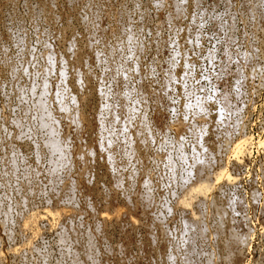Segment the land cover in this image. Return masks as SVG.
<instances>
[{"label":"rangeland","instance_id":"rangeland-1","mask_svg":"<svg viewBox=\"0 0 264 264\" xmlns=\"http://www.w3.org/2000/svg\"><path fill=\"white\" fill-rule=\"evenodd\" d=\"M174 1L0 0V264H264V0ZM170 7L182 14L176 18ZM75 65L80 66V73H75ZM40 102L47 103V113L50 107L48 114L57 116L52 117L54 127L50 121L44 125ZM73 108L86 121L84 131L82 125H74ZM110 115L118 116V122L112 124ZM126 116L131 117V130L120 124ZM94 122L99 135L93 131ZM178 122L185 129L182 126L184 131H179L177 139L170 126ZM85 130L86 137L82 136ZM63 131L69 136L68 159L49 146L51 137L60 133L62 137ZM244 136L251 140L245 154L236 158L231 146ZM105 143H111V153L104 149ZM77 148L84 153L86 149L93 160L92 156L83 160ZM199 151L204 169H210L206 170L209 174L203 169L204 181L214 186L203 205L197 201L202 199L199 194L192 197L194 201L185 195L188 185L198 181L191 167ZM73 152L91 174L78 169L82 162ZM223 168L230 181H215ZM82 172L85 176L81 177ZM76 187L82 189L75 191ZM82 193L85 198L92 193L86 199L90 205ZM145 194L153 204H148L150 199L145 202ZM182 194L190 203L184 207L192 205L191 209L183 208ZM112 200L117 205L111 206ZM126 201L131 202L130 208L137 201V206L145 205L140 211L136 205L130 211L131 220L138 215L134 223L110 217L111 221L102 219L103 224L104 212L129 207ZM146 204L155 206L153 210L149 207L153 213H148ZM66 205L67 210L75 207L71 212L76 217L69 219L72 226L65 217L61 222L57 219L60 225L57 222L56 226V220L47 217L53 221L48 224L44 217L37 223L41 232L36 236L19 227L30 210L31 214L49 207L64 210ZM67 226L73 227L72 237ZM231 234L245 235L247 241L239 251ZM28 236L36 237L31 244L26 241ZM87 249L89 253L94 250L92 256ZM227 249L237 250L240 260H233Z\"/></svg>","mask_w":264,"mask_h":264},{"label":"bare ground","instance_id":"bare-ground-1","mask_svg":"<svg viewBox=\"0 0 264 264\" xmlns=\"http://www.w3.org/2000/svg\"><path fill=\"white\" fill-rule=\"evenodd\" d=\"M52 1H53V0H52ZM115 1H116V0H115ZM170 2H172V1H170ZM174 2H176V0H175ZM174 2H173V3H174ZM74 4H75V3H74ZM172 5H173V4H172ZM174 5H175V4H174ZM170 8H172V7H170ZM178 8H179V7H178ZM71 9H72V8H71ZM172 9H174V14H176V15H175L176 18H177V13H178L179 15L182 14V13H181V14L179 13V12L182 11V10H177V8H174V7H173ZM250 11H251V10H250ZM170 12H171V11H170ZM47 13H48V12H47ZM185 13H186V12H185ZM170 14H171V13H170ZM170 14H169V16H170ZM174 14H173V15H174ZM166 15H167V14H166ZM171 15H172V14H171ZM179 15H178V18H179ZM175 16L173 17V20H176V19H175ZM165 18H166V17H165ZM169 19H170V18H169ZM171 20H172V18H171ZM177 20H178V19H177ZM176 22H177V21H176ZM229 28H230V27H229ZM91 29H92V28H91ZM91 31H92V30H91ZM57 32H58V31H57ZM132 33H133V32H132ZM71 37H72V36H71ZM57 39H58V38H57ZM70 45H71V44H70ZM115 45H116V44H115ZM73 46H74V45H73ZM92 46H93V45H92ZM257 49H258V48H257ZM84 51H85V50H84ZM157 51H158V50H157ZM67 52H68V50H67ZM133 53H134V52H133ZM246 53H247V52H246ZM4 54H5V53H4ZM48 55H49V54H48ZM70 55H71V54H70ZM3 56H4V55H3ZM52 57H53V56H52ZM70 57H71V56H70ZM95 57H96V56H95ZM79 58H80V57H79ZM77 59H78V58H77ZM85 61H86V60H85ZM88 61H89V60H88ZM63 62H64V60H63ZM74 62H75V61H74ZM79 62H80V61H79ZM50 63H51V62H50ZM52 63H53V62H52ZM76 63H78V62H76ZM79 64H80V63H79ZM65 65H66V64H65ZM65 65H64V66H65ZM80 65H81V64H80ZM24 67H25V66H24ZM47 67H48V65H47ZM47 67H46V68H47ZM72 67H73V66H72ZM65 68H66V67H65ZM73 68H74V67H73ZM75 68L77 69L78 67H76V65H75ZM75 68H74V69H75ZM79 68H80V66H79ZM79 68L77 69V71H76L75 73H77V72L79 71ZM117 69H118V68H117ZM24 70H25V69H24ZM57 70H58V69H57ZM70 70H71V69H70ZM72 70H73V69H72ZM81 70H82V68H81ZM48 71H50V70H48ZM73 71H74V70H73ZM47 73H48V72H47ZM79 73H80V71H79ZM82 73H83V72H82ZM77 75L81 76L80 74H77ZM83 75H84V74H83ZM83 75H82V76H83ZM74 76H75V75H74ZM175 77H176V76H175ZM80 79H81V78H80ZM80 79H79V80H80ZM82 79H83V77H82ZM86 79H87V78H86ZM87 80H89V79H87ZM87 80H86V81H87ZM80 83H81V82H80ZM78 84H79V83H78ZM84 84H85V83H84ZM88 85H89V84H88ZM88 85H87V86H88ZM255 86H256V85H255ZM45 87H46V86H45ZM61 88H62V87H61ZM46 89H47V88H46ZM44 92H45V91H44ZM104 92H105V91H104ZM64 94H65V93H64ZM175 95H176V94H175ZM78 96H79V95H78ZM68 97H69V95H68ZM58 98H59V97H58ZM63 98H64V97H63ZM144 98H145V97H144ZM73 99H74V98H73ZM223 99H224V98H223ZM62 100H63V99H62ZM85 100H86V99H85ZM142 100H143V99H142ZM58 101H60V100H58ZM74 101H75L76 103L80 102V101H78V99H77V101L74 99ZM83 101H84V100H83ZM47 102H48V101H47ZM223 102H224V101H223ZM41 103H42V102H40V105H39V109L41 110L39 114H42V118H43V120H44L43 123H45L44 125H46V124L50 121L51 124H53V127H54V126L56 125V124H55L56 121H54V118H52V117H55L56 115H53V116H52L51 113L48 114L49 111H50V110H49L50 107L48 108V113H47V112H46L47 110H45V109H47V108H46V106H47L46 104H47V103H46V104L42 103L44 106H43ZM79 104H80V103H79ZM105 104H106V103H105ZM45 105H46V106H45ZM206 105H207V104H206ZM59 106L61 107V106H63V105L60 104ZM75 106H76V105H75ZM155 106H156V105H155ZM47 107H48V106H47ZM60 107H58V108H60ZM63 107H64V106H63ZM63 107H61V108H63ZM72 107H73V105H72ZM202 107H203V106H202ZM224 107H225V106H224ZM61 108H60V110H61ZM107 108H108V107H107ZM109 108H110V111H111V107H109ZM198 108H199V107H198ZM68 109H69V107L67 108V110H68ZM73 109H74V108H73ZM75 109H76V108H75ZM75 109L73 110V113H74V112L76 113V111L78 110V109H77V110H75ZM103 109H104V108H103ZM63 110L65 111V107H64ZM108 110H109V109H107V111H108ZM110 111H109V113L112 112V111H111V112H110ZM202 111H205V110L202 109ZM240 111H241V110H240ZM34 112H35V111H34ZM67 112H68V111H66L65 113H67ZM77 112H78V111H77ZM45 113H46V114H45ZM68 113H69V112H68ZM75 113H74V114H75ZM109 113H108V115H109ZM112 113H113V112H112ZM126 113H127V112H126ZM130 113H131V111H130ZM143 113H144V112H143ZM79 114H81V113H79ZM64 115H65V114H64ZM75 115H76L77 118H76V119L73 118V119H74V125H75L77 128H79V126H81L82 123H84V122H86V121H85V119H84V121H82V120H83L82 117H81L82 115H79L80 117L77 116V113H76ZM115 115H116V114H115ZM128 115H129V114H128ZM143 115H144V114H143ZM88 116H89V115H88ZM88 116H87V118H88ZM130 116H131V115H130ZM130 116H129V117H130ZM69 117H70V116H69ZM69 117H68V118H69ZM83 117H84V116H83ZM89 117H90V116H89ZM110 117H111V115H110ZM116 117H118V116H116ZM116 117H115V116L113 117V115H112V117H111V118H112V122H113L114 120H116ZM120 117H121V116H120ZM129 117H128V119H127V116H126L125 118H126L127 120L125 119L124 122H122V123L119 122L120 124H122L121 126L126 125V126H124V127H127V126H129V125H132L131 123H130V124L128 123V120L130 121ZM131 117H132V116H131ZM131 117H130V118H131ZM56 118H57V116H56ZM84 118H85V117H84ZM114 118H115V119H114ZM118 118H119V117H118ZM123 118H124V116L121 118V120H122ZM88 119H89V118H88ZM159 119H160V118H159ZM239 119H240V118H239ZM12 120H13V119H12ZM14 120H15V118H14ZM41 120H42V119H40V121H41ZM51 120H53L54 122H52ZM101 120H102V119H101ZM101 120H99V121H101ZM109 120H110V119H109ZM121 120H119V121H121ZM87 121H89V120H87ZM93 121H95V120H93ZM93 121H92V122H93ZM116 121L118 122V119H117ZM122 121H123V120H122ZM126 121H127V124H126ZM206 121H207V120H206ZM208 121H209V120H208ZM236 121H237V120H236ZM67 122H68V121H67ZM95 122H98V121H95ZM95 122H94V124H93V125H94V126H93L94 128L92 127V128H93V131L95 130ZM198 122H199V121H198ZM202 122H203V121H202ZM40 123H42V121H41ZM43 123H42V124H43ZM87 123H89L90 126H91V124H92V123H90V122H87ZM104 123H105V122H104ZM178 123H179L178 125H175V123H174L173 126L171 125L172 127L170 126V130L172 129L171 131H174V132H173L174 134L177 133V134H175V135L177 136V139H178V137H179V135H180V134H178L179 131L181 132V130L184 131V129H185L184 125H181V124H183V123H181V124H180V122H178ZM222 123H223V122H222ZM235 123H236V122H235ZM69 124H70V123H69ZM85 124H86V123H85ZM99 124H101L104 128L106 127V125L104 126V124L98 122V125H99ZM108 124H109V123H108ZM112 124H114V122H113ZM120 124H119V125H120ZM169 124H170V123H169ZM237 124H238V123H237ZM49 125H50V123L48 124V126H49ZM72 125H73V124H72ZM74 125H73V126H74ZM86 125H87V124H86ZM86 125H85V126H86ZM101 125H100L98 128H99V129H102L101 131H103L104 128H102ZM116 125H118V123H116ZM216 125H217V124H216ZM51 126H52V125H51ZM51 126H50V127H51ZM73 126H72V127H73ZM96 126H97V125H96ZM108 126H109V125H108ZM121 126H120V128H121ZM182 126L184 127V129H183ZM188 126H189V125H188ZM57 127H58V125H57ZM57 127H55V128L57 129ZM86 127H87V126H86ZM129 127H130V126H129ZM141 127H142V126H141ZM235 127H236V126H235ZM43 128H44V127H43ZM55 128H54V129H55ZM59 128H60V127H59ZM81 128L83 129V128H85V127L82 125ZM87 128H88V127H87ZM92 128H91V129H92ZM112 128H113V127H112ZM114 128H115V126H114ZM133 128H134V127H133ZM136 128H137V127H136ZM143 128H144V125H143ZM143 128H142V129H143ZM168 128H169V127H168ZM186 128H187V126H186ZM199 128H200V127H199ZM54 129H53V130H54ZM106 129H107V127H106L104 130H106ZM118 129H119V127H118ZM142 129H141V130H142ZM144 129H145V128H144ZM190 129H191V128H190ZM235 129H236V128H235ZM241 129H242V128H241ZM243 129H244V128H243ZM60 130H61V129H59V131H60ZM86 130H87V129H86ZM86 130H85V132H82V133H84V134L82 135V136H84V137H86L85 134H87V133H86ZM122 130H124V129H122ZM127 130H128V129H126V131H127ZM129 130H131V127H130ZM139 130H140V129H139ZM17 131H18V129H17ZM56 131H57V130H56ZM56 131H55V132H56ZM83 131H84V129H83ZM87 131L89 132V130H87ZM91 131H92V130H91ZM93 131H92V132H93ZM95 131H96V133H98V132H97V131H98L97 129H96ZM112 131H113V130H112ZM118 131H119V130H118ZM142 131H143V130H142ZM146 131H147V129H146ZM231 131H233V129H232ZM50 132H51V131H50ZM64 132H65V131H63L62 133H63V135L65 136ZM78 132H79V131H78ZM123 132H124V131H123ZM137 132H138V130H137ZM228 132H229V130H228V131L226 130L225 133H228ZM82 133H81V134H82ZM104 133H105V132H104ZM125 133H126V132H125ZM181 133H182V132H181ZM18 134H19V133H18ZM55 134H56V133H55ZM60 134H61V133H60ZM60 134H58L59 136H54V135L52 134L53 137H51V136L49 135V136L51 137V139L49 140V141H50V142H49V146L52 148V152H53V151H54V152L57 151V152H60V153H57V152H56L57 154H61V153H62V156H63V154L66 156L65 152L68 153V151H66V149H67V147L70 146V145H68V144L66 143V142L68 141L67 138H69V136H68V137L65 136V137H66V138H65V137L62 135V137H60ZM81 134H80V132L78 133L79 136H80ZM99 134H100V132H99L97 135H99ZM107 134H108V133H107ZM133 134H134V133H133ZM230 134H231V133H230ZM237 134H238V133H237ZM2 135H3V134H2ZM56 135H57V134H56ZM74 135H77V133H75ZM91 135H92V134H91ZM135 135H136V133H135ZM238 135H239V134H238ZM82 136L80 137V140L83 138ZM92 136H93V135H92ZM92 136H91V137H92ZM101 136H102V135H101ZM103 136H104V135H103ZM106 136H107V135H106ZM106 136H105V137H106ZM108 136H109V135H108ZM108 136H107V137H108ZM110 136H111V133H110ZM148 136H149V135H148ZM228 136H229V135H228ZM242 136H243V135H242ZM73 137H74V136H73ZM98 137H99V136H98ZM126 137H127V136H126ZM137 137H138V136H137ZM195 137H196V136H195ZM244 137H245L246 139H245ZM244 137L238 138L239 140L236 139L237 141L235 142V145H234L233 147L231 146V150H232V148H233V150H232L233 154H232V155L235 156L236 158H237L236 155H239V154H240V156H241L242 154H245V153H244V149H246L245 146H246L247 144H249L248 141L251 140V139L248 140V138H247L246 136H244ZM76 138H77V137H76ZM76 138L74 137L75 141H76ZM78 138H79V137H78ZM78 138H77V141H76V142L79 143V144H81L82 142L80 143V141H79ZM109 138H110V137H109ZM113 138H114V137H113ZM116 138H117V137H116ZM132 138H133V137H132ZM135 138H136V137H135ZM150 138H151V137H150ZM94 139H95V138H94ZM107 139H108V138H107ZM130 139H131V137H130ZM136 139H138V138H136ZM66 140H67V141H66ZM102 140L104 141V139H102ZM111 140H112V139H111ZM142 140H143V139H142ZM148 140H149V139H148ZM83 141H84V140H83ZM103 141H102V142H103ZM105 141H106V140H105ZM145 141H147V137H146ZM145 141H144V142H145ZM149 141H150V140H149ZM176 141H177V140H176ZM223 141H224V140H223ZM102 142H100V143L102 144ZM129 142H130V141H129ZM141 142H142V141H141ZM144 142H143V143H144ZM229 142H230V141H229ZM74 143H75V142H74ZM83 143H84V142H83ZM94 143H95V142H94ZM131 143H132V142H131ZM250 143H251V142H250ZM45 144H46V143H45ZM66 144H67V145H66ZM69 144H71V142H70ZM98 144H99V142H98ZM110 144H111V143H110ZM110 144H109V145H110ZM127 144H128V143H127ZM141 144H142V143H141ZM141 144H140V145H141ZM145 144H146V142H145ZM227 144H228V143H227ZM76 145H78V144H76ZM104 145L109 146L108 143H107V144H106V143L103 144V146H104ZM112 145H113V144H112ZM212 145H213V143H212ZM261 145H262V144H261ZM66 146H67V147H66ZM79 146H80V145H79ZM81 146H82V145H81ZM81 146H80V147H81ZM83 146H84V145H83ZM103 146H102V147H103ZM107 146H105L106 148L104 147V149L107 150V148H108L107 153H109V152L111 153L112 150L109 151V148L111 147V145H110L109 147H107ZM130 146H134L133 143H132V145H130ZM137 146H139V143L137 144ZM141 146H142V145H141ZM145 146H146V145H145ZM247 146H248V145H247ZM250 146H251V145H250ZM263 146H264V143H263ZM46 147H47V146H46ZM88 147H89V146H88ZM90 147L92 148L91 145H90ZM90 147H89L88 152H89L90 149H91ZM102 147H101V148H102ZM78 148H79V147H78ZM78 148H77L76 150H77L78 152H79V150H81L80 153H81L82 156H83V160L86 159L85 157H87L86 160H90V159L93 160L94 157L92 156L91 153H90V155H88V154H86V152H87L86 149H85V153H84V152H82L83 147H82V149L80 148L79 150H78ZM84 148H85V147H84ZM98 148H99V147H98ZM101 148H100V149H101ZM114 148H115V147H114ZM130 148H132V147H130ZM47 149H49V148H47ZM70 149H71V148H70ZM87 149H88V148H87ZM93 149H94V148H93ZM95 149H96V148H95ZM102 149H103V148H102ZM112 149H113V148H112ZM133 149H134V150L136 149L135 146L132 148V151H131L132 153H131V154L135 153V152H133ZM49 150H50V149H49ZM73 150L75 151V149H73ZM106 150H105V151H106ZM206 150H207V149H206ZM77 151H76V153H77ZM83 151H84V149H83ZM93 151H94V150H92V152H93ZM98 151H99V149H98ZM124 151H125V150H124ZM129 151H130V150H129ZM138 151H139V150H138ZM138 151H137V152H138ZM223 151H224V150H223ZM246 151H247V150H246ZM246 151H245V152H246ZM50 152H51V151H50ZM54 152H53V153H54ZM137 152H136V153H137ZM200 152H201V151L197 152V153H198V157H197V156H196V157L198 158V160L195 161L196 158L193 159L195 162H193L194 165H193V163H192V166H193V167H191V168H192V171L195 170V171H193V172H195V175H196V179H195V180H198V181H195V183H193L194 181H193L192 183H190V182L192 181V180H190V182H189L190 184L188 185V188H186L187 190L185 189L186 192H185V191H184V192H185V195L187 194L188 196L191 197V198L189 197L191 200L193 199L192 197H193L195 194H196V195L199 194V195L202 197V199H201V198L198 199L197 197H195L194 199H198V200H197L198 202H199V200H201L200 202H201V204L203 205V204H204L203 201L206 200V197H207L206 194L209 192V189H210V188H211L210 190H212V186H213V184L210 185V184H207V182L204 181V177H205L207 174L204 172V173H205V176L203 177L204 174L202 173V171H204V170H205L204 168H206V167L203 166V161H204V160L202 161V160H201L202 158L199 157V153H200ZM229 152H230V151H229ZM232 152H231V153H232ZM73 153H74V152H73ZM83 153H84V154H83ZM94 153H95V152H94ZM101 153H102V152H101ZM112 153H113V152H112ZM138 153H139V152H138ZM138 153H137V154H138ZM140 153H141V152H140ZM206 153H207V152H205V155H206ZM247 153H248V152H247ZM77 154L79 155V153H77ZM81 154H80L79 156H81ZM85 154H86L87 156H85ZM200 154H201V156H202V152H201ZM209 154H210V153H209ZM67 155H70V150H69V154H67ZM74 155H75V153H74ZM74 155H72V156L74 157ZM78 155H75V156L77 157ZM110 155H111V154H110ZM112 155H113V154H112ZM128 155H129V154H128ZM133 155H135V154H133ZM154 155H155V154H154ZM203 155H204V154H203ZM88 156H90V157L92 156V157L89 159ZM108 156H109V155H108ZM137 156H138V155H137ZM137 156H136V157H137ZM210 156H211V155H210ZM54 157H55V156H54ZM69 157H70V156H66V158H65V157H64V158H65V159H68ZM76 157H75V159H76ZM95 157H96V156H95ZM104 157H105V156H104ZM110 157H111V156H109V158H110ZM113 157H114V155H113ZM138 157H139V156H138ZM241 157H242V156H241ZM15 158H16V157H15ZM59 158H60V157H59ZM61 158H62V157H61ZM70 158H71V157H70ZM77 158H78V157H77ZM106 158H107V157H106ZM106 158H105V159H106ZM111 158H112V157H111ZM111 158H110V159H111ZM139 158H140V159H141V158L143 159V157H141V156H140ZM199 158H200V159H199ZM236 158H234V159H236ZM78 159H80L81 162H82V163L80 162V163H81V167L79 166L78 169L81 171V169L85 168V170H84V169H83V170H84L86 173H89L88 170L86 171V167L83 166V168H82V165H83V161H82V159H81L80 157H79ZM105 159H104V160H105ZM158 159H159V157H158ZM227 159H228V158H227ZM38 160H39V159H38ZM58 160H59V159H58ZM62 160H63V159H62ZM62 160H61V161H62ZM80 160H76V162H78V161H80ZM86 160H85V161H86ZM112 160H113V159H112ZM114 160H115V159H114ZM134 160H136V159H134ZM138 160H139V159H138ZM217 160H218V159H217ZM237 160H238V159H237ZM237 160H236V161H237ZM56 161H57V160H56ZM63 161H64V160H63ZM238 161H239V160H238ZM64 162H65V161H64ZM69 162H70V164L73 163V162L71 163L70 159L68 160V164H69ZM76 162L74 163L75 165H77ZM113 162H114V161H113ZM136 162H137V161H136ZM144 162H145V160H144V161L142 160V162H140V164H141V163H144ZM210 162H211V161H210ZM57 163H58V164H61V162H59V161H57ZM66 163H67V161H66ZM86 163L88 164L89 161H88V162L86 161ZM90 163H92V161H91ZM137 163H138V162H137ZM87 164H85V166H86ZM112 164H113V163H112ZM114 164H115V162H114ZM206 164H207V163L204 162V165H206ZM61 165H62V164H61ZM79 165H80V164H79ZM90 165H91V164L87 165V167H88V166L90 167ZM141 165H142V164H141ZM209 165H210V164H209ZM54 166H55V165H53V167H54ZM62 166H63V165H62ZM64 166H65V164H64ZM68 166H69V165H68ZM59 167H61V166L59 165ZM208 167H209V166H208ZM224 167H225V166H224ZM55 168H56V167H54L53 169L55 170ZM70 168H71V167H70ZM80 168H81V169H80ZM193 168H194V169H193ZM209 168H210V167H209ZM62 169L65 170L64 168H62ZM89 169H90V168H89ZM136 169H137V168H136ZM203 169H204V170H203ZM211 169H212V168H211ZM54 170H53V173H54ZM83 170H82V171H83ZM206 170H208V172H210V169H206ZM206 170H205V171H206ZM47 171H48V170H47ZM47 171H46V172H47ZM65 171H66V170H65ZM149 171H150V170H149ZM149 171H148V172H149ZM78 172H79V171H78ZM131 172H132V171H131ZM139 172H140V171H139ZM146 172H147V171H146ZM148 172H147V173H148ZM193 172H192V173H193ZM206 172H207V171H206ZM208 172H207V173H208ZM212 172H213V171H212ZM219 172H220L219 174L216 173V175H215V177H214L215 179L213 178L215 181H217V182H218V181H221V180H223V178L225 179V182L230 181V177L227 176V172H226V169H225V168H223L222 171H219ZM25 173H26V172H25ZM64 173H65V172H64ZM66 173H67V172H66ZM143 173H144V174H147V173H145V172H143ZM196 173H198V174H196ZM13 174H14V173H13ZM72 174H73V173H72ZM74 174H75V173H74ZM83 174H84L83 172H82V175H81V173H79V176H81V177H82V176H85V175H83ZM89 174H91V173H89ZM144 174H143V175H144ZM202 174H203V175H202ZM208 174H209V173H208ZM213 174H214V172H213ZM213 174H212V175H213ZM35 176H36V175H35ZM49 176H50V175H49ZM53 176H54V175H53ZM57 176H58V175H57ZM87 176H88V175H87ZM87 176H86V177H87ZM148 176H149V175H148ZM201 176L203 177V179H202ZM81 177H80V178H81ZM86 177H85V178H86ZM118 177H119V176H118ZM200 177H201V178H200ZM206 177H207V176H206ZM206 177H205V179H206ZM27 178H28V177H27ZM80 178H77L78 181L80 180ZM144 178H145V177H144ZM194 178H195V177H194ZM197 178H198V179H197ZM234 178H235V177H234ZM118 179H119V178H118ZM133 179H134V178H133ZM145 179H149V178L146 177ZM145 179H144V180L142 179L144 183H145V181H146ZM35 180H36V179H35ZM35 180H34V181H35ZM81 180L85 181V179H82V178H81ZM135 180H136V179H135ZM138 180H139V179H138ZM138 180H137V181H138ZM193 180H194V179H193ZM231 180H232V178H231ZM27 181H28V180H27ZM64 181H65V180H64ZM75 181H76V180H75ZM139 181H140V180H139ZM202 181H203V182H202ZM207 181H209V180L207 179ZM212 181H213V180H212ZM215 181H214V182H215ZM54 182H55V181H54ZM86 182H87V181H86ZM86 182H85V184H86ZM113 182H114V181H113ZM146 182H147V181H146ZM149 182H150V181H149ZM225 182H224V183H225ZM234 182H235V181H234ZM13 183H14V182H13ZM80 183H81V182H80ZM80 183H79V184H80ZM82 183H84V182H82ZM82 183H81V184H82ZM88 183H89V182H88ZM139 183H140V182H139ZM144 183H142V184H144ZM212 183H213V182H212ZM232 183H233V182H232ZM236 183H237V182H236ZM15 184H16V183H15ZM68 184H69V182H68ZM73 184H74V183H73ZM77 184H78V183H77ZM77 184H76V186H77ZM81 184H80V185H81ZM114 184H115V183H114ZM120 184H121V183H120ZM120 184H118V185L120 186ZM88 185H89V184H87V186H88ZM148 185H149V184H148ZM215 185H216V184H215ZM71 186H72V185H71ZM112 186H113V185H112ZM88 187H89V186H88ZM90 187H91V186H90ZM90 187H89V188H90ZM144 187H145V186H144ZM146 187H147V185H146ZM150 187H151V186H150ZM156 187H157V186H156ZM164 187H165V186H164ZM213 187H214V186H213ZM66 188H67V187H66ZM77 188L79 189L80 187H76L75 191L77 190ZM83 188H85L84 185H83ZM184 188H185V187H184ZM81 189H82V188H81ZM81 189H79V190H81ZM147 189H148V188H147ZM63 190H64V189H63ZM84 190H85V189H83L82 192H84ZM183 190H184V189H183ZM67 191H68V190H67ZM71 191H72V190H71ZM213 191H214V190H213ZM68 192H69V191H68ZM68 192H67V193H68ZM80 192H81V191H80ZM90 192H91V189H90ZM184 192H183V193H184ZM32 193H33V192H32ZM69 193H70V192H69ZM71 193H72V192H71ZM88 193H89V191H88ZM75 194H76V193H75ZM79 194H81V193H79ZM79 194H78V196H79ZM147 194H148V193H147ZM68 195H69V194H68ZM68 195L66 194V196H68ZM70 195H71V194H70ZM70 195H69V196H70ZM83 195H84V194L82 193V196H81V197H84V198H85V197H86V194H85L84 196H83ZM91 195H92V193H91ZM91 195L88 194V197L91 196ZM110 195H111V194H110ZM110 195L108 194L107 196H110ZM112 195H113V194H112ZM183 195H184V194H182V196H180V197H182V198L184 197L183 199L180 198V199H181V202H182V204H183V208H184V209L186 208L187 210H188V209H191V208H188V207H189V206L191 207L192 205H188V207H187V206L184 207L185 204H190V203H189V201H187V199H188V197H186L187 195H186V196H185V195L183 196ZM191 195H192V196H191ZM73 196H74V195H73ZM139 196H140V195H139ZM152 196H153V195H152ZM64 197H65V196H64ZM71 197H72V196H71ZM88 197H87V198H88ZM144 197H145V198L147 197L146 194H145ZM148 197H149V196H148ZM55 198H56V197H55ZM66 198H67V197H66ZM74 198H75V196H74ZM87 198H85V199L82 198V199L86 201V204H89V205H90V202L88 203L87 200H86ZM109 198H110V197H109ZM126 198H127V197H126ZM138 198H139V197H138ZM145 198H144V200H145V202H147L146 200H147L148 198H146V199H145ZM67 199H68V198H67ZM69 199H73V198H69ZM77 199H78V198H77ZM129 199H130V198H129ZM140 199H141V202L143 201L142 203H144V200H142V196L140 197ZM149 199H150V202H149V203L147 202V203H148V204H150V203L153 204L154 201H153L151 198H149ZM149 199H148V201H149ZM25 200H26V199H25ZM54 200H55V199H54ZM73 200H75V199H73ZM73 200H72V201H73ZM107 200H108V199L106 198V202H105V201H104V202H105V203H108L109 201L107 202ZM110 200H111V198H110ZM114 200H115V199H114ZM114 200H112L114 203H112V201H111V206L114 205V204L117 205V204L115 203ZM126 200H127V199H126ZM136 200H137V198H136ZM177 200H178V199H177ZM26 201H27V200H26ZM50 201H51V200H50ZM65 201H66V200H65ZM75 201H77V200H75ZM89 201H90V200H89ZM91 201H92V200H91ZM151 201H153V203H152ZM192 201H194V200H192ZM192 201H191V202H192ZM231 201H232V200H231ZM236 201H237V199H236ZM236 201H234V202H236ZM67 202H68V200H67ZM67 202H66V203H67ZM69 202H70V200H69ZM128 202H129V204H127V201H126V204H127V205H130V206H129V207L126 206V208H123V209H122L121 207H119V206H118L119 208L115 206L116 208L109 209L108 207H109L110 203H108L109 205H108V207H107L106 209H109V210H106V211L104 212V215L102 214L103 216H102L101 220H102V219L105 220V219L109 218V220L111 221V218H113V219L117 222V221H120V220H122V219H125V220H126V219H129L130 222H128V223H130V224H131V223H134V221L137 219V216H138V215H137L136 217H134V220H131V219H132V217H131V212H134V211H132V208L137 206L136 204H137L138 201L136 202V204L133 202L136 206L134 205L132 208H130V207H131V202H130V201H128ZM181 202H180V203H181ZM198 202H197V203H198ZM206 202H207V201H206ZM209 202H210V201H209ZM57 203L60 204V205H59V204H56V203H55L57 206H58V205H59V206H61V205L63 206V204H61V202H58V201H57ZM197 203H196V204H197ZM231 203H232V202H231ZM67 204H68V203H67ZM70 204H71V202H70ZM176 204H179V203L177 202ZM182 204H181L180 206H182ZM234 204H237V203H234ZM48 205H49V203H48ZM56 205L53 204V207L56 206ZM89 205H88V207L90 208V210H93V209H94V206H93V209H92V208H91L92 206H89ZM92 205H93V203H92ZM94 205H95V204H94ZM106 205H107V204H106ZM155 205H156V204H155ZM59 206L56 207V208H57V209L60 208ZM67 206H68V205L64 206V207H65L64 210H62V209H60V210H56V209H54L53 207H52L53 209L50 210L51 208L49 207V210H48V208H47V210L44 208L45 210L42 209L41 213H38L39 211H38V212L36 211V212H34V213H32V214H31V212H33V211L30 210V214L27 213L28 217H25V219H24V221H23V225L21 224L22 222H20L21 225H20L19 227H23V228H21V229H23V231H24V229H27V231H31V232L36 236V234H40V233H38V231L41 232V230H38V229H37V223H38V221L40 222L39 219H41V218L46 217V218H44V220H47V217H50V218H52V220H54V222H55V220H56V222H55V223H56L55 226H56V225H57V222H58L57 219L61 222V220H60L61 217H65V218L68 219V222H69V224H70L71 221H69V219H70L71 217H76V216L74 215L73 212H71V211H73L72 209H73L74 206H73V207H71L72 205L70 206V207H71V210H70V208H68V210H67V209H66ZM138 206H139V208H137V209H138V210H139V209L141 210V208H142L143 206H145V205H142V207H141L140 205H138ZM138 206H137V207H138ZM146 206H147V204H146ZM176 206H177V205H176ZM176 206H175V207H176ZM178 206H179V205H178ZM230 206H231L230 209H232V207H233L234 205H231V204H230ZM237 206H238V205H237ZM39 207H40V206H39ZM68 207H69V206H68ZM97 207H98V206H97ZM97 207H96V208H97ZM103 207L105 208L104 205L102 206V209H103ZM127 207H128V208H127ZM147 207H148V206H147ZM147 207H146V208H147ZM149 207H150V205H149ZM149 207H148V209H149ZM154 207H155V206H152V208L150 207L151 210H153ZM225 207H226V206H225ZM35 208H36V207H35ZM74 208H75V207H74ZM96 208H95V210H96ZM100 208H101V207H100ZM120 208H121V209H120ZM181 208H182V207H181ZM31 209H32V208H31ZM130 209H131V210H130ZM172 209H173V208H172ZM186 209H185V210H186ZM95 210H94V212H95ZM104 210H105V209H104ZM133 210H134V209H133ZM140 210H139V211H140ZM146 210H147V209H146ZM151 210L149 209V212H148V213H150V214L153 213V212H151ZM182 210H183V209H182ZM185 210H184V211H185ZM75 211H76V210H75ZM98 211H99V209H98ZM98 211H97V212H98ZM130 211H131V212H130ZM147 211H148V210H147ZM147 211H146V213H147ZM180 211H181V210H180ZM223 211H224V210H223ZM92 212H93V211H92ZM92 212L90 211V213H92ZM94 212H93V213H94ZM135 212H136V211H135ZM192 212H193V211H191V213H192ZM216 212H217V211H216ZM232 212H233V211H232ZM35 213H36V214H35ZM75 213H76V212H75ZM81 213H82V212H81ZM100 213H101V212H100ZM105 213H106L107 215H106ZM144 213H145V209L143 208V213H141V214L143 215ZM148 213H147V216H148ZM221 213H222V212H221ZM6 214H7V213H6ZM95 214H96L97 217H99L97 213H95ZM136 214H137V213H136ZM141 214H140V216H142ZM189 214H190V213H189ZM219 214H220V213H219ZM17 215H18V214H17ZM20 215H21V214H20ZM24 215H25V214H24ZM78 215H79V214H78ZM80 215H81V214H80ZM80 215H79V218L81 217ZM93 215H94V214H93ZM105 215H106V216H105ZM185 215H186V214H185ZM192 215H194V214H192ZM192 215H191V216H192ZM100 216H101V214H100ZM133 216H134V214H133ZM151 216H152V215H151ZM187 216H188V215H187ZM200 216H201V215H200ZM19 217H20V216H19ZM93 217H94V216H93ZM110 217H111V218H110ZM142 217H143V216H142ZM145 217H146V216H145ZM145 217H144V218H145ZM148 217H149V216H148ZM193 217H194V216H193ZM196 217H198V216H196ZM219 217H220V215H219ZM232 217H233V216H232ZM95 218H96V217H95ZM151 218H152V217H151ZM185 218H186V217H185ZM191 218H192V217H191ZM201 218H202V217H201ZM21 219H22V218H21ZM21 219H20V220H21ZM67 219H65V222H66ZM75 219H76V218H75ZM96 219H97V218H96ZM194 219H195V218H192V220H194ZM22 220H23V219H22ZM52 220H51L50 222H53ZM97 220H98V219H97ZM103 220H102V221H103ZM109 220H108V221H109ZM125 220H122V221L125 222ZM138 220H139V218H138ZM138 220H137V222L139 223ZM149 220H150V219H149ZM153 220H154V219H153ZM196 220H197V219H196ZM239 220H240V219H239ZM95 221H96V220H95ZM95 221H94V223H95ZM132 221H133V222H132ZM220 221H221V220H220ZM47 222H48V220H47ZM50 222H48V224H50ZM62 222H64V221H62ZM65 222H64V224H65ZM98 222H99V220H98ZM98 222H96V223L98 224ZM100 222H101V221H100ZM124 222H122V223L124 224ZM153 222H154V221H153ZM185 222H186V221H185ZM187 222H188V221H187ZM192 222L195 223L196 221H192ZM58 223H59V222H58ZM101 223H102V222H101ZM104 223H105V222L103 221V224H104ZM113 223H114V222H113ZM119 223H121V222H119ZM126 223H127V222H126ZM135 223H136V222H135ZM138 223H137V224H138ZM157 223H158V222H157ZM189 223H190V222H189ZM200 223H201V222H200ZM39 224H40V223H39ZM48 224H47V227L50 226V228H52L51 225H52L53 223H52L51 225H49V226H48ZM103 224H102V225H103ZM152 224H153V223H152ZM195 224H196V223H195ZM211 224H212V223H211ZM218 224H219V223H218ZM59 225H60V223H59ZM70 225H71V224H70ZM128 225H129V224H128ZM131 225H132V224H131ZM41 226H42V225H41ZM62 226H63V225H62ZM71 226H72V225H71ZM195 226H196V225H195ZM53 227H54V224H53ZM67 227H69V226H67ZM94 227H95V226H94ZM104 227H105V226H103V228H104ZM120 227H121V226H120ZM131 227H132V226H131ZM131 227H130V228H131ZM150 227L152 228V226H150ZM197 227H198V226H197ZM216 227H217V226H216ZM38 228H39V226H38ZM62 228H63V227H62ZM65 228H66V227H65ZM69 228H70V227H69ZM69 228H66V230H68ZM72 228H73V227H72ZM72 228L69 229V231H71V232H70V233H71V237L73 236V235H72L73 232H72V230H71ZM100 228H101V227H100ZM121 228H122V227H121ZM126 228H127V227H126ZM39 229H40V228H39ZM63 229H64V228H63ZM76 229H77V228H76ZM95 229H96V227H95ZM132 229H133V227H132ZM149 229H150V228H149ZM61 230H62V229H61ZM96 230H97V229H96ZM122 230H123V229H122ZM162 230H163V229H162ZM217 230H218V229H217ZM23 231H22V232H23ZM62 231L64 232V230H62ZM74 231H75V230H74ZM77 231H78V230H77ZM93 231H94V230H93ZM101 231H102V230H101ZM149 231H150V230H149ZM154 231H155V230H154ZM167 231H168V230H167ZM98 232H99V231H98ZM228 232H229V231H228ZM230 232H231V231H230ZM24 233H25V231H24ZM59 233H61V232H59ZM95 233H96V235H97V231H96ZM102 233H103V232H102ZM236 233H237V232H236ZM246 233H247V232H246ZM30 234H31V233H30ZM75 234H76V233L74 232V238H75ZM79 234H80V233H79ZM98 234H100V233H98ZM149 234H150V236H151L153 233L151 234V232H149ZM149 234H147V235H149ZM154 234H155V233H154ZM218 234H219V233H218ZM22 235H23V234H22ZM34 235H33V236H34ZM60 235H63V233L60 234ZM101 235H102V234H101ZM125 235H126V234H125ZM161 235H162V234H161ZM161 235H160V236H161ZM164 235H165V234H164ZM231 235H233V234H231ZM231 235H230V236H231ZM92 236H93V235H92ZM94 236H95V235H94ZM103 236H104V235H103ZM152 236H153V235H152ZM200 236H201V235H200ZM215 236H216V235H215ZM230 236H229L228 238H230ZM244 236H245V235H244ZM244 236L242 235V236L236 237L235 235H233V236H231V238H232L233 241H231V238H230V241L233 242V244L235 245V247L237 246L238 251H239V249L245 244V241H247V240H245L246 238H244ZM28 237H29V236H28ZM31 237H32V234H31ZM37 237H38V236H37ZM61 237H62V236H61ZM66 237H68V236H66ZM156 237H157V236H156ZM35 238H36V237H34L33 239H30V237H29V239H28L29 241H28V240H26V241H27L28 243L31 244L30 240L32 241V240H34ZM145 238H146V237H145ZM149 238H151V237H149ZM154 238H155V237H154ZM61 239H62V238H61ZM61 239L59 238V241H61ZM72 239H73V238H72ZM91 239H92V237H91ZM151 240H152V239H151ZM223 240H224V239H223ZM26 241H25V242H26ZM62 241H64V240H62ZM153 241H154V240H153ZM156 241H157V240H156ZM156 241H155V242H156ZM25 242H24V243H25ZM151 242H152V241H151ZM159 242H160V241H159ZM162 242H163V241H162ZM169 242H170V241H169ZM231 242H229V243H231ZM28 243H27V244H28ZM64 243H65V241H64ZM89 243H90V238H89ZM89 243H88V245H92V244H89ZM85 244H86V243H85ZM157 244H158V243H157ZM163 244H164V243H163ZM163 244H162V245H163ZM28 245H29V244H28ZM88 245H87V246H88ZM149 245H151V244H149ZM226 245H227V244H226ZM234 245H233V247H234ZM128 246H129V245H128ZM151 246H152V245H151ZM224 246H225V245H224ZM227 246H229V244H228ZM89 247H90V246H89ZM92 247L94 248L93 245H92ZM92 247H91V249H92ZM235 247H234V249H235ZM28 248H29V247H28ZM33 248H34V247H33ZM85 248H86V247H85ZM150 248H151V247H150ZM227 248H228V247H227ZM230 248H231V247H230ZM15 249L17 250V248H15ZM88 249H89V248H88ZM88 249H87V252L89 253ZM121 249H122V248H121ZM155 249H156V248H155ZM234 249H233V250H234ZM23 250H24V248H23ZM23 250H22V251H23ZM29 250H30V249H29ZM31 250H32V249H31ZM35 250H36V249H35ZM227 250L230 251L231 249H227ZM13 251H15V250H13ZM26 251H27V250H26ZM37 251H38V250H37ZM93 251H94V250H93ZM93 251L90 252L89 254L93 253ZM110 251H111V250H110ZM152 251H153V250H152ZM157 251H158V250H157ZM224 251H225V250H224ZM234 251L237 252L236 255L234 254ZM234 251H233V252L230 251V252L234 255V257H232L233 260L239 259V255H240L239 252H238L237 250H234ZM23 252H24V251H23ZM28 252H30V251H28ZM72 252H73V251H72ZM87 252H85V253H86V255L88 256V253H87ZM117 252H118V251H117ZM153 252H154V251H153ZM15 253H16V252H15ZM85 253H84V254H85ZM122 253H124V252H122ZM231 253H230V254H231ZM16 254H17V253H16ZM76 254H77V253H76ZM94 254H95V253H94ZM128 254H129V253H128ZM149 254H150V253H149ZM228 254H229V252H228ZM232 254H231V255H232ZM86 255H85L83 258H85ZM122 255H123V254H122ZM90 256H92V254H91ZM93 257H94V256H93ZM213 257H214V256H213ZM216 257H217V256H216ZM1 258H2V257H1ZM1 258H0V259H1ZM94 258H95V257H94ZM94 258H93V259H94ZM73 259H74V257H73ZM87 259H88V258H87ZM93 259H92V262H94L97 258H95L94 261H93ZM130 259H131V258H130ZM166 259H167V258H166ZM171 259H172V258H171ZM223 259H224V258H223ZM71 260H72V259H71ZM75 260H77V259H74L73 261H75ZM82 260H83V259H82ZM88 260H89V259H88ZM131 260H132V259H131ZM231 260H232V259H231ZM239 260H240V259H239ZM1 261H2V260H1ZM79 261H80V260H79ZM84 261H85V260H84ZM237 261H238V260H236V262H237ZM76 262H77V261H76ZM107 262H108V261H107ZM120 262H121V261H120ZM0 263H1V262H0ZM71 263L73 264V262H71ZM78 263H79V262H78ZM81 263H82V262H81ZM94 263H96V262H94ZM97 263H98V260H97ZM108 264H109V263H108ZM121 264H122V263H121Z\"/></svg>","mask_w":264,"mask_h":264}]
</instances>
